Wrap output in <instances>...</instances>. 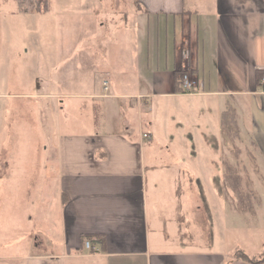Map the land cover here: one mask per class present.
Instances as JSON below:
<instances>
[{"label": "crops", "instance_id": "1", "mask_svg": "<svg viewBox=\"0 0 264 264\" xmlns=\"http://www.w3.org/2000/svg\"><path fill=\"white\" fill-rule=\"evenodd\" d=\"M16 1L19 34L15 18L0 20V185L40 189L31 230L0 242L19 249L0 264H251L234 251L261 255L264 0H95L79 10L80 31L91 28L70 53L64 11L55 29L48 4ZM185 50L199 84L191 94L175 90ZM73 103L89 117L69 111ZM228 107L233 147L221 124ZM231 150L242 169L235 184L252 190L246 206L223 193L229 179L213 158L225 164ZM172 180L169 208L161 197Z\"/></svg>", "mask_w": 264, "mask_h": 264}, {"label": "rangeland", "instance_id": "2", "mask_svg": "<svg viewBox=\"0 0 264 264\" xmlns=\"http://www.w3.org/2000/svg\"><path fill=\"white\" fill-rule=\"evenodd\" d=\"M23 1H24L23 7L32 10L33 9L45 10L48 4L52 10L50 14V17L52 18L51 19L52 22L50 24L55 29H57L58 27L60 28L61 24L60 21L58 20L55 21L53 14H55L54 12L58 10L64 11L63 13V19H65L64 26L66 28V32L68 33V38L66 40L68 41V45H67L68 53L76 50L77 45H79L80 43V41L76 39V35L79 33L84 34L85 32L90 31L91 28L90 25H88L87 30H85V26H84V30L80 31L79 26L77 25V20L80 17L81 18L87 17V14L85 12L81 13L79 12V10H81L83 6L85 7L89 6V4H91L95 0H83V2L82 0H23ZM127 1L128 0H122V2L124 3H127ZM17 12H18V3L16 0H0V20H2L5 17L15 18V24L13 26L15 28V33L19 34L18 27L20 26V23H18V20L16 18ZM14 44H15L14 48H12V50L10 51L12 52V56L10 59L11 65L15 64L16 62V51L18 48L17 38H15ZM71 73L73 74V77L76 76L75 72H71ZM83 75H84V82L87 83L92 73L84 72ZM9 76H10V72H9ZM71 81H74V78ZM88 89L90 90V88ZM76 106L78 107V111L76 110ZM69 111L73 112L74 114L77 113L78 115L82 113L84 119H87L89 117V109L86 108L83 112L79 109L78 104L77 105H75L74 103L70 104ZM234 128L235 126H232L231 124L225 128V132L227 133V138H228L227 141L228 145L232 147L234 142L236 141V136H232V132L234 131L233 130ZM241 137L242 136H239L238 138L240 139ZM241 141L244 143H249V139L247 137H244V139L243 140L241 139ZM36 142L38 145H42L40 138H38ZM238 154L239 153L236 154L234 150L233 151L231 150L227 154V161L229 162H225V164L223 162L224 157L223 156L219 157L218 153H213V158L217 159L218 166L224 165V168L222 167L223 170L225 171L223 172V175L229 179V181L225 180L224 191L222 190L223 193L230 194V191H233L238 198V203L246 206L249 202L248 199L250 197V193H252V190H250L249 184L241 186L240 184H235L234 182V179L240 176L239 172L242 171L241 168H237L236 165L233 163L234 159L237 158ZM257 170L259 171V168ZM168 172L170 174L169 176L170 179L176 177L174 173L177 172V170L173 169L172 165L170 166V169H168ZM245 173L247 174V169H244V173H243L244 176L246 175ZM213 174L220 175V170L213 169ZM180 177L182 178V176ZM148 187L149 188L151 187L150 183H148ZM174 187L175 185L172 180L171 183H169L168 186H166V189L164 190L161 197V200L164 201L169 208L172 207L171 202L174 201V197L172 196ZM39 189L40 188H37L36 184L0 185V213H3L4 212L3 209H5V210H11L12 215H14L12 219L10 217H0L1 218L0 242L4 240V243H9V242H14L15 240L18 241L23 240L25 238L24 237L25 231L26 233H28V231L31 230L32 225L28 217L30 214L34 213V211L38 206ZM197 196L198 193L196 192L194 198L197 199L198 202H200V197L197 198ZM231 198L233 199L232 201L235 202L233 196H231ZM15 250H19V249L14 248L13 246L7 247L0 245L1 254H12L13 252H15ZM20 250H24V247L20 248Z\"/></svg>", "mask_w": 264, "mask_h": 264}, {"label": "trees", "instance_id": "3", "mask_svg": "<svg viewBox=\"0 0 264 264\" xmlns=\"http://www.w3.org/2000/svg\"><path fill=\"white\" fill-rule=\"evenodd\" d=\"M183 72H176L175 73V90L182 92L181 88V78H182ZM264 76V70L258 69L256 71V78L258 81ZM221 124L223 126H236V119H235V110L232 107H228L225 111L221 114ZM233 256L237 259H241L244 261H247L251 264H262L264 263V251L259 256H249L247 255L242 249L237 248Z\"/></svg>", "mask_w": 264, "mask_h": 264}, {"label": "built area", "instance_id": "4", "mask_svg": "<svg viewBox=\"0 0 264 264\" xmlns=\"http://www.w3.org/2000/svg\"><path fill=\"white\" fill-rule=\"evenodd\" d=\"M183 58L186 60V62L183 64V75L181 78V88L182 92L184 93H195L198 91V81L191 75L190 69L187 65V60L189 56V51L185 50L182 53ZM260 85L264 89V76L260 80ZM104 88L107 89V82H104ZM143 138H149L148 133H143ZM85 247H90V241L86 240L85 241Z\"/></svg>", "mask_w": 264, "mask_h": 264}]
</instances>
